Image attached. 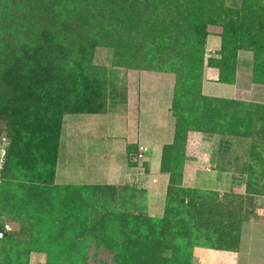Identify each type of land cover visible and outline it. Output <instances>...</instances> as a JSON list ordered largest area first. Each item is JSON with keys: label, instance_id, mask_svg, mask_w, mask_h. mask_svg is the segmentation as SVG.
<instances>
[{"label": "rangeland", "instance_id": "1", "mask_svg": "<svg viewBox=\"0 0 264 264\" xmlns=\"http://www.w3.org/2000/svg\"><path fill=\"white\" fill-rule=\"evenodd\" d=\"M224 31L219 24L206 26L202 86L189 97L177 96L176 83L183 81L182 76L150 69L149 62L140 57L121 60L109 46L95 48L92 78L77 76L79 69L73 71L81 84H93L97 96L93 109L61 101L56 93L58 69L46 75L52 97L40 96L42 86L31 78L20 89L17 109H0V196L13 191L22 194L25 185L46 188L43 195L56 198L57 205L75 197L77 207L86 208L89 228L100 221L103 235L86 249L82 264H114L117 258L126 264H264V173L249 168L259 160L249 154L251 143L258 141L264 148V123L243 127L250 111H238L245 103L264 104V82L255 72L254 52L247 49L238 51L235 83L219 81V69L210 66L209 60L221 57ZM32 96L33 105L24 108ZM209 96L239 104L225 101L215 106L205 99ZM181 98L188 102L187 113L196 118L212 105L219 132L190 128L186 136L180 135L178 121L186 112L181 109ZM9 114L18 115L22 122L15 124V130L36 133L37 142L48 141L43 136L53 129L51 142L56 146L48 156L32 147L28 163L11 154L12 172L2 179L11 144ZM235 115L240 117L237 130L232 127ZM176 142L184 143L180 146L185 159L181 177L172 184V169L162 171L161 158L167 148L171 158L175 157ZM228 144L231 146L226 148ZM256 153L264 157V151ZM251 180L256 185H250ZM217 203L233 207L239 230L231 231L228 220H219L220 214L211 211ZM17 213V208L9 212L0 208V228L10 224V233L20 232L18 240L38 234ZM139 216L157 221L151 234L147 235L151 225L135 224ZM166 217L172 220L166 223L169 226L164 225ZM150 221L147 223L152 224ZM181 230L187 241L174 245L177 240L169 238L180 235ZM179 243L186 247L176 252ZM53 261L46 252L32 248L29 264H55Z\"/></svg>", "mask_w": 264, "mask_h": 264}, {"label": "trees", "instance_id": "2", "mask_svg": "<svg viewBox=\"0 0 264 264\" xmlns=\"http://www.w3.org/2000/svg\"><path fill=\"white\" fill-rule=\"evenodd\" d=\"M173 23L175 25L171 29ZM211 23L222 25L225 30L221 57L209 60L210 66L219 69V81L235 83L238 51L247 49L254 52L255 72L264 82V0H0V109L16 110L22 95L20 89L25 88L31 78L42 86L38 90L40 96L52 97L46 75H53L54 69L60 71L56 93L63 99L61 101L67 99L71 105L90 109L97 104L93 84L91 81L81 84L73 71L79 69V77L94 76L96 68L92 66V60L97 46L113 47L121 60L135 61L140 57L149 62L150 69L177 73L183 78L182 82L176 83L177 96L189 97L194 91L201 90L205 29ZM34 99L35 96L30 97L24 108L33 105ZM205 99L213 104L226 101L217 96ZM180 102L181 109L186 111L178 121L180 135L186 136L190 128L219 132L212 105L208 111L203 109L196 118L187 113L188 102L182 98ZM226 103L239 104L234 100ZM246 109L250 116L243 127H257L264 123V104L245 103L238 111L243 113ZM6 117L10 120L11 144L5 168L1 171L2 179L12 172L14 160L11 154L28 163L32 147L36 146L37 153L48 156L53 151L52 146H56V142H51L53 129L43 136L48 141L37 142L36 133L22 128L15 130V124H22L18 115ZM239 118L237 115L232 118L234 130L239 127ZM180 137L177 140H181ZM175 145L173 149L177 154L174 158L169 155L168 148L163 150L161 158V170L172 169V184L178 181V176L181 177V161L185 159L184 148L180 146L184 143L176 142ZM230 146L228 144L226 148ZM257 150L264 151V148L260 142L254 141L249 154L252 159L256 157L259 160L249 168L251 172L261 170L262 175L264 168L258 167L264 166V157L258 155ZM248 183L256 185L257 182L251 180ZM34 187L23 185L22 194L13 191L10 195L0 196L2 212L17 208L20 220L28 221L32 231L38 233L33 232L28 240H18L19 231L6 233L0 239V264H29L32 248L49 254L55 264H82L86 249L94 239L101 240L103 236H100V221L89 228L86 208L79 209L75 197L69 203L57 205L56 198L49 199L43 195L46 188L35 190ZM89 188L86 187L87 190ZM211 211L220 214L218 219L221 221L226 218L231 231L239 230V223L235 221L238 216L232 206L217 203ZM164 220V225L172 221L169 217ZM148 221L149 218L139 216L135 222L151 225L147 235L153 232L154 225H158L157 221H150L152 224ZM182 231L180 235L169 238L177 240L174 245L178 241H187L188 237ZM105 233L108 236L107 228ZM164 245L168 247V244ZM185 247L186 243H179L176 252ZM114 264L126 263L117 258Z\"/></svg>", "mask_w": 264, "mask_h": 264}, {"label": "built area", "instance_id": "3", "mask_svg": "<svg viewBox=\"0 0 264 264\" xmlns=\"http://www.w3.org/2000/svg\"><path fill=\"white\" fill-rule=\"evenodd\" d=\"M6 154V149L3 148L2 156ZM0 169H1V164H0ZM12 229L10 224H5L4 228L0 230V238L4 236L5 233L9 232Z\"/></svg>", "mask_w": 264, "mask_h": 264}]
</instances>
